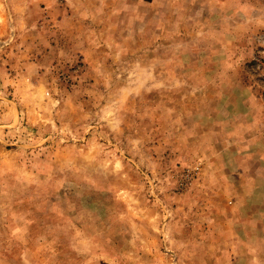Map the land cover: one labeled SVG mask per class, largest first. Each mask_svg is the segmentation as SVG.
I'll return each mask as SVG.
<instances>
[{
	"label": "rangeland",
	"instance_id": "rangeland-1",
	"mask_svg": "<svg viewBox=\"0 0 264 264\" xmlns=\"http://www.w3.org/2000/svg\"><path fill=\"white\" fill-rule=\"evenodd\" d=\"M0 264H264V0H0Z\"/></svg>",
	"mask_w": 264,
	"mask_h": 264
}]
</instances>
